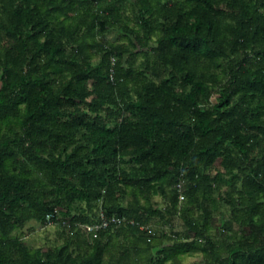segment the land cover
<instances>
[{
	"label": "trees",
	"instance_id": "obj_1",
	"mask_svg": "<svg viewBox=\"0 0 264 264\" xmlns=\"http://www.w3.org/2000/svg\"><path fill=\"white\" fill-rule=\"evenodd\" d=\"M122 5L0 0V264H264V0H133L136 29ZM119 23L126 42L105 37ZM225 182L243 232L227 255L204 206L184 219L193 239L154 258L152 219ZM100 210L134 223L95 238L59 223ZM46 214L67 240L28 247L15 231Z\"/></svg>",
	"mask_w": 264,
	"mask_h": 264
},
{
	"label": "rangeland",
	"instance_id": "obj_2",
	"mask_svg": "<svg viewBox=\"0 0 264 264\" xmlns=\"http://www.w3.org/2000/svg\"><path fill=\"white\" fill-rule=\"evenodd\" d=\"M110 1V0H106ZM112 1V0H111ZM123 5L121 9V17L126 18L129 23V27L137 28V17L136 12L133 10L132 2L133 0H122ZM123 23V22H121ZM119 23L118 26H115L109 29L105 37L109 40H117L120 38L122 42H126L125 38H122L124 34L122 24ZM150 44H153L151 40ZM139 61V59H138ZM213 101L214 97H213ZM212 174L215 173V170H211ZM229 190V184L221 183L220 187L217 190H214L210 193L204 192L203 194L199 193L196 200L182 202L181 208L186 206L187 210H182L181 214H171L165 213L163 217L157 215L151 221V226L155 236L161 238V244L156 245L151 249V254L154 258H157L159 253H156L157 250H160L162 247L171 244L174 240H179L182 242H189L193 239V233L189 231L185 225V218H197L203 213V207L205 206L211 213L209 219V226L205 230V235L207 239L214 242L216 245L221 247L222 255L225 257L227 255V245L231 243L234 244L240 240L242 235V227L236 223L235 214H238V211L232 210L224 199V194ZM129 196L123 197L121 200L122 204H125L129 199ZM156 207L165 209L167 205V200L162 198L160 195H156L152 198ZM82 203L79 206L83 207ZM63 212L60 208H56L57 216L62 217ZM16 234L22 236V241L25 245L30 248H41L43 250L54 248L55 246L61 245L65 240H67L64 232L55 225L43 226L39 222H29L22 229L15 231ZM177 238L175 239V234ZM206 244L205 240L199 241V246L202 247ZM114 256L117 255V249H112ZM133 257L134 254H133ZM178 264H193L196 262H204L207 260L208 255L203 254L200 250H187L181 254H178ZM138 264H143L142 255L138 256ZM171 260H166L163 264H169Z\"/></svg>",
	"mask_w": 264,
	"mask_h": 264
},
{
	"label": "built area",
	"instance_id": "obj_3",
	"mask_svg": "<svg viewBox=\"0 0 264 264\" xmlns=\"http://www.w3.org/2000/svg\"><path fill=\"white\" fill-rule=\"evenodd\" d=\"M183 180L179 181L176 185V189L178 191V198L179 200L184 199V195L182 192L183 188ZM53 214H46L45 216V223L46 225H52L53 223ZM60 225L70 234H72L73 228L78 227L82 232L91 235L93 238H95L98 233L106 229L110 225H121V224H133L134 221L131 219H128L124 216H117V215H107L102 210L99 211L97 219L94 222L91 223H70L68 220H62L59 222ZM140 229L148 230L150 229L147 226L139 225Z\"/></svg>",
	"mask_w": 264,
	"mask_h": 264
}]
</instances>
